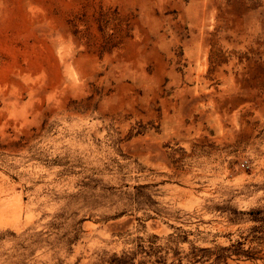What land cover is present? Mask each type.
Here are the masks:
<instances>
[{
  "label": "rangeland",
  "instance_id": "1",
  "mask_svg": "<svg viewBox=\"0 0 264 264\" xmlns=\"http://www.w3.org/2000/svg\"><path fill=\"white\" fill-rule=\"evenodd\" d=\"M0 264H264V0H0Z\"/></svg>",
  "mask_w": 264,
  "mask_h": 264
}]
</instances>
